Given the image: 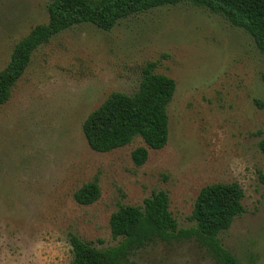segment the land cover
I'll use <instances>...</instances> for the list:
<instances>
[{"label": "rangeland", "instance_id": "374dc122", "mask_svg": "<svg viewBox=\"0 0 264 264\" xmlns=\"http://www.w3.org/2000/svg\"><path fill=\"white\" fill-rule=\"evenodd\" d=\"M49 0H0V70L14 44L48 18ZM171 77L168 139L158 149L135 135L95 151L82 122L113 91L132 94L142 68ZM264 54L242 28L187 1L141 10L109 29L82 22L53 35L0 104V264H67L68 234L97 248L117 243L109 217L163 190L179 228L193 225L199 190L236 182L243 212L218 233L239 264H264ZM146 146L141 165L131 150ZM96 180L99 197L74 191ZM134 264H214L194 239L155 241Z\"/></svg>", "mask_w": 264, "mask_h": 264}, {"label": "trees", "instance_id": "16d2710c", "mask_svg": "<svg viewBox=\"0 0 264 264\" xmlns=\"http://www.w3.org/2000/svg\"><path fill=\"white\" fill-rule=\"evenodd\" d=\"M181 1L208 9L233 26L244 29L264 54V0H49L45 23L34 25L15 44L9 61L0 70V104L8 100L11 88L41 43L72 25L90 22L109 29L117 19L155 6ZM155 62L143 68L138 88L132 94L113 91L82 122L88 145L95 151H109L127 144L135 135L147 147L158 149L168 139L167 105L175 91L171 77L154 71ZM146 146L131 150L132 162L141 165ZM264 154V135L258 141ZM100 195L96 180L78 187L73 198L89 204ZM243 191L236 182H217L203 186L194 201L190 219L193 225L179 228L169 210L165 191H153L141 204H119L109 217L111 236L117 243L97 248L75 233L68 234L71 259L67 264H134L132 253L155 241L186 238L202 246L214 264H239V260L220 242L218 233L228 228L244 210Z\"/></svg>", "mask_w": 264, "mask_h": 264}]
</instances>
